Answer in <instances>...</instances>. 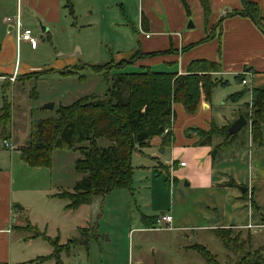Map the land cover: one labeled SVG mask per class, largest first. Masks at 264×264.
<instances>
[{
  "label": "rangeland",
  "instance_id": "obj_1",
  "mask_svg": "<svg viewBox=\"0 0 264 264\" xmlns=\"http://www.w3.org/2000/svg\"><path fill=\"white\" fill-rule=\"evenodd\" d=\"M71 3L73 12L64 1L60 19L48 25L42 20L30 18L33 11L23 1L22 20L37 39L35 45L27 41L17 45L12 40L16 31L9 30V23L0 22V108L6 98L12 110L5 130L0 123V165L10 172L11 182L14 183L12 264H21L24 259L48 255L51 251L53 253L54 245L46 238H33L36 232L52 238L60 236L62 244L72 240L62 252L66 261L73 264H113L114 261L124 264L128 257L136 259L140 253L153 257L150 248L163 249L161 242L169 250V255L164 254L170 260L179 255L192 264H210L200 253L195 252V258H191V252L186 253L172 237L160 241L159 232L133 231L128 242L130 228L143 223L140 211L160 217L162 211H168V208L158 207L171 204L174 189L186 188L184 185L188 180L185 179L174 186L171 184L173 179L167 163L171 154L169 147H164L162 152V147L151 144L150 140L147 146L134 152L136 170L133 190L116 189L107 195H96L77 212L64 211V203L68 200L52 195L61 187L72 190L77 181L86 175L75 168L76 160L82 157L80 151L56 149L52 152L50 166H33L22 159L20 149L30 145L31 133L39 120L57 116L61 106L70 105L84 96H103L109 87L115 85L117 69H113L108 77L85 64L102 65L128 58L123 53L135 45L141 32L138 20L128 19L123 12L121 0H71ZM5 17L8 20L15 16L7 10ZM138 70V67L129 65L121 71ZM153 70L166 69L158 65ZM14 71L18 73L10 77ZM230 80L228 85L215 89L211 97L213 103L220 94L234 91L232 87H240L233 77ZM226 97L220 98L218 105ZM49 103H54V108H47ZM182 117L179 114L174 117V123L180 128L186 125ZM249 131L250 127L245 126L238 132L236 145L244 140ZM225 138V135L218 136L214 145L224 142ZM6 139L17 149L5 146ZM98 143L103 147L109 141L99 139ZM257 188L261 214L264 215V182H257ZM216 218L215 215L212 220ZM155 227L165 225L156 223ZM233 228L234 237L238 236L240 242H244L245 251L261 250L264 258V227ZM198 233V241L206 244L219 264L241 262L242 253L231 245H225L212 230L197 232L185 239V243H194L192 238ZM161 252L159 250L158 255H164Z\"/></svg>",
  "mask_w": 264,
  "mask_h": 264
},
{
  "label": "crops",
  "instance_id": "obj_2",
  "mask_svg": "<svg viewBox=\"0 0 264 264\" xmlns=\"http://www.w3.org/2000/svg\"><path fill=\"white\" fill-rule=\"evenodd\" d=\"M23 1L29 4L33 11V14L29 15L30 18L42 20L49 25L60 19L65 0H0V16H2L0 22L9 23V30L16 31L12 40L16 41L17 45H19L16 29L18 17L25 26L22 20ZM246 1L256 4L264 27V0ZM209 4L208 20L210 21L206 23V12L201 0H121L123 12L128 19L138 20L141 31L135 45L123 54L127 57L131 56L138 48L146 53L174 49L173 53L140 60L136 67L150 66L153 69L154 66L161 65L166 69L164 71L183 74L187 72L192 61L209 59L222 64L223 71L217 73V77L226 81V85L230 83L232 77L239 82L237 75H243V79L247 80L246 84L239 82L238 89L232 87L234 91L220 94L214 103L212 99L210 101L202 99L198 110L193 114L188 113L180 103L174 105L175 114L183 116L186 125L180 128L179 125L173 124L174 142L171 146H167L171 149L170 161L167 163L173 179L172 186L183 179L188 180V184L184 185L186 187L184 190L174 189L170 205L158 207L168 208V211H162V215L172 216L170 226L162 223L165 227H155L156 223H161L160 217L140 211L143 223L130 228L128 233V242L133 231L159 232L160 241L172 237L179 242V246L181 245L186 253L191 252V258L196 255L195 252L199 253L192 247L194 244L206 246L198 241L199 233L192 238L194 243H185V239L188 240L197 232L207 230L215 232L217 228L235 226L264 227V215L261 214L259 200L260 187L257 188V182H264V125L262 145L251 140L249 131L239 145H236L239 141L238 136L233 144L224 147L216 158L213 157V149L218 136L206 144L198 145L196 142L199 137L195 131V128L209 130L213 126L218 128L230 126L241 115L240 112L245 110V103L251 100L252 89L264 88V31L252 16L238 14L244 11L245 0H209ZM7 10L13 12L15 17L6 20ZM190 20L193 25L188 26ZM209 34L213 35L211 40L184 49L190 44L200 42ZM17 73L14 71L10 77ZM243 89H249L243 99L238 102L230 100L231 94ZM224 97H226L225 101L218 105V100ZM247 140H249L248 144ZM150 143L157 144L163 150L166 148L162 145V136L152 138ZM11 179L10 172L2 169L0 165V264H12L13 257L14 183ZM230 182L234 185H228ZM241 187H247V190L242 191ZM64 190L71 189L61 187L52 197L65 200L66 198L58 196ZM68 203L69 201L64 203V211L77 212L82 207L81 205L75 210L67 209ZM215 215L219 218L218 221L212 220ZM78 228L82 229L80 226ZM55 238L59 239V244L62 246L72 241L69 239L62 244L60 236ZM160 244L163 249L150 248L153 257L140 253L136 259L128 257L124 264H134L135 261L137 264H192L188 259L185 261L186 257L182 258L179 255L171 260L166 258L165 255H169L170 252L164 248V242ZM159 250L162 254H166L158 255ZM62 251L58 257L40 260L41 257L52 255L51 251L48 255L24 259L20 262L21 264H73L66 261ZM113 264L120 263L114 261Z\"/></svg>",
  "mask_w": 264,
  "mask_h": 264
},
{
  "label": "trees",
  "instance_id": "obj_3",
  "mask_svg": "<svg viewBox=\"0 0 264 264\" xmlns=\"http://www.w3.org/2000/svg\"><path fill=\"white\" fill-rule=\"evenodd\" d=\"M206 12V23H209V0H201ZM66 5L73 12L71 0H65ZM244 11L240 15H250L256 19L260 28L264 27L259 18L256 4L245 0ZM213 38L209 34L200 42L190 44L184 49L204 43ZM174 49L163 51L143 52L138 48L128 58L119 62L111 61L102 65H88L97 72L109 74L113 69L116 83L109 87L103 96L87 95L70 105L61 106L57 116L39 120L35 130L31 133L30 145H24L21 150L22 159L33 166H50L52 152L56 149L80 151L75 168L86 175L77 181L72 190H64L58 196L68 199L67 209H78L81 205L90 203L96 195H107L116 189L133 190L135 166L134 152L147 146L156 136L163 137L162 145L171 146L174 142L172 127L174 124V105L180 103L188 113H195L202 99L211 100L214 90L218 86L227 84L217 73L223 71L218 61L197 59L192 61L186 73L179 74L172 71H155L150 66H140L138 71L122 72L127 66H135L140 60L157 55L173 53ZM70 72H66L68 74ZM30 77V75H28ZM239 82L243 75H237ZM249 92L243 89L230 95V100L238 102ZM245 110L240 113L248 120V127L252 140L259 145L263 143L264 125V88H254L251 100L245 103ZM12 117V110L5 98L0 108V123L3 130ZM227 127H211L209 130L195 128L199 137L196 144L202 145L211 141L215 136L225 135V141L216 145V158L221 150L233 144L238 133L230 134ZM168 130V131H167ZM167 131V132H166ZM99 139H106L109 144L100 146ZM228 185H234L233 182ZM233 227L217 228L218 237L225 245L233 246L241 252L243 257L239 264H264L262 251H245L244 242L234 237ZM43 236L54 245V252L49 257H58L68 245L59 244L58 238H51L42 232H36L33 237ZM241 243V244H240ZM196 249L210 264H219L217 257L207 246L194 244Z\"/></svg>",
  "mask_w": 264,
  "mask_h": 264
},
{
  "label": "built area",
  "instance_id": "obj_4",
  "mask_svg": "<svg viewBox=\"0 0 264 264\" xmlns=\"http://www.w3.org/2000/svg\"><path fill=\"white\" fill-rule=\"evenodd\" d=\"M16 29H17V40L18 43L22 42V41H27L32 45H35V43L37 42V39L33 36V32L30 28H27L25 26L22 25L20 18L18 17L17 22H16ZM147 36L149 37V34H147ZM244 84H246L247 80L243 79L242 81ZM4 144L5 146L9 147L11 150H16L17 146L12 143L9 140H4ZM161 223H165L168 224L170 226L171 222H172V216L170 214H163L162 216H160V220Z\"/></svg>",
  "mask_w": 264,
  "mask_h": 264
},
{
  "label": "water",
  "instance_id": "obj_5",
  "mask_svg": "<svg viewBox=\"0 0 264 264\" xmlns=\"http://www.w3.org/2000/svg\"><path fill=\"white\" fill-rule=\"evenodd\" d=\"M193 25L192 20L189 21L188 26ZM45 30V29H44ZM54 103H49L46 105L47 108H54ZM248 125V120L245 118L243 114H241L228 128V132L230 134H236L240 132L245 126ZM161 151H164L161 149ZM217 152V149L215 150V153ZM188 184V183H187ZM242 191H246L247 187H241ZM218 217L214 221H218Z\"/></svg>",
  "mask_w": 264,
  "mask_h": 264
}]
</instances>
